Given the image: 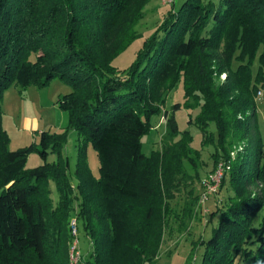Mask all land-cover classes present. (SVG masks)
I'll use <instances>...</instances> for the list:
<instances>
[{
  "label": "trees",
  "instance_id": "16d2710c",
  "mask_svg": "<svg viewBox=\"0 0 264 264\" xmlns=\"http://www.w3.org/2000/svg\"><path fill=\"white\" fill-rule=\"evenodd\" d=\"M151 0H0V264H70V222L92 244L81 264H153L160 257L173 191L201 155L175 113L214 146L230 194L209 239L184 264H264V139L257 106L264 87V0H181L144 40L134 62L113 65L136 39ZM226 78L222 79V75ZM71 87L59 99L69 123L10 149L3 96L12 85ZM183 100L166 115L162 148L142 139L169 92ZM214 126V129H212ZM79 136L74 173L63 147ZM91 144L100 161L93 175ZM37 152L44 162L27 168ZM56 160L48 162L49 155ZM74 181L76 184H74ZM53 184L58 200L53 197ZM202 246L200 259L195 249Z\"/></svg>",
  "mask_w": 264,
  "mask_h": 264
},
{
  "label": "rangeland",
  "instance_id": "374dc122",
  "mask_svg": "<svg viewBox=\"0 0 264 264\" xmlns=\"http://www.w3.org/2000/svg\"><path fill=\"white\" fill-rule=\"evenodd\" d=\"M218 1V0H215ZM181 0H176L178 6ZM173 4H164L163 0H151L146 7L145 17L138 26L141 36L136 39L121 55L113 62L118 69L129 67L136 59L138 51L142 48L144 40L149 37L161 24L164 15ZM226 75V74H225ZM222 75V79L226 76ZM264 89V87H263ZM71 87L60 79L53 80L45 88L28 86L22 88L19 85H12L3 96V120L8 129L10 137V149H18L33 142H39V134L44 131L61 132L69 123L68 114L59 107V99L69 93ZM183 100V85L169 92L166 102L163 105V113L154 115L151 118V130L142 139V152L149 156L153 150L161 149L163 136L166 130V115L170 113L171 107ZM57 106L58 116L56 124L46 126L44 110L45 107ZM258 118L260 130L264 139V97L257 98ZM197 111L186 109L178 110L175 115L181 131H189L193 137L192 146L201 151L198 166L193 169L186 162L187 171L190 174L182 181L177 189L173 191L174 198L171 200L172 212L168 218L169 222L165 229L164 239L160 250V257L153 264H184L191 253L195 242L199 239H209L213 227L217 226L218 217L211 216V213L224 206L230 194L227 186L220 188L221 181L216 192L211 194L206 201H202L203 194L207 191V183L215 173L219 164L215 166L212 154L214 146H202V134L196 125L190 124L188 120ZM52 119V116L50 117ZM4 126V124H3ZM5 128V127H4ZM58 128L59 130H57ZM214 129V126H212ZM79 136L73 129L69 130L67 141L63 147V153L69 158L71 173H74L78 155ZM89 167L95 177L100 176V161L97 151L89 144L87 147ZM56 155H49L47 161L54 162ZM44 160L37 152L29 155L27 168H33L42 164ZM74 184L75 181H74ZM53 197L58 200V193L53 184ZM72 219H76L73 216ZM71 219V220H72ZM80 250L82 258H86L92 249V244L79 228ZM203 251L202 246L195 249L197 259H200ZM238 264H249L239 257Z\"/></svg>",
  "mask_w": 264,
  "mask_h": 264
},
{
  "label": "built area",
  "instance_id": "2783aa9c",
  "mask_svg": "<svg viewBox=\"0 0 264 264\" xmlns=\"http://www.w3.org/2000/svg\"><path fill=\"white\" fill-rule=\"evenodd\" d=\"M175 1L176 0H163V3L164 4H174ZM261 97H264L263 88H261L257 94V98H261ZM224 171H225V165L224 163L221 162L219 164V167L213 174V176H211L210 181L207 183V191L203 194L202 201H206L211 194L216 192L217 187L224 175ZM70 226H71V233L73 236V241L71 243L70 256H69L70 264H81L82 254L80 250V240L78 236L77 220L72 219L70 222Z\"/></svg>",
  "mask_w": 264,
  "mask_h": 264
},
{
  "label": "crops",
  "instance_id": "0c3cea01",
  "mask_svg": "<svg viewBox=\"0 0 264 264\" xmlns=\"http://www.w3.org/2000/svg\"><path fill=\"white\" fill-rule=\"evenodd\" d=\"M3 105V104H2ZM45 115L46 119H45V122L44 124L46 126L50 125V124H56V120H57V116H58V110H57V106L55 104H52L51 107H45V110H44V114L43 116ZM52 116V119H50V117ZM3 124H4V127L5 129L8 131V129L6 128L5 126V118L3 120ZM57 130H59L58 128H56ZM44 131V130H43ZM42 131V132H43ZM9 132V131H8ZM10 134V133H9ZM14 150V149H12Z\"/></svg>",
  "mask_w": 264,
  "mask_h": 264
}]
</instances>
